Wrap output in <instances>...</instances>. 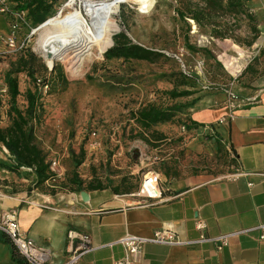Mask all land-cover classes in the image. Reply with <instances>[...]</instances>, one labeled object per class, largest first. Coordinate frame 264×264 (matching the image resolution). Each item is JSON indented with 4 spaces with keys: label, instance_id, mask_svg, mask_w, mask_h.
I'll return each mask as SVG.
<instances>
[{
    "label": "crops",
    "instance_id": "obj_1",
    "mask_svg": "<svg viewBox=\"0 0 264 264\" xmlns=\"http://www.w3.org/2000/svg\"><path fill=\"white\" fill-rule=\"evenodd\" d=\"M247 4L259 22L260 35L256 45L264 48V0H249ZM8 32L7 23L0 26V33L5 35ZM233 46V50H240L237 44L233 43ZM238 59L233 56L223 60L225 69H229L232 75ZM194 72L199 76L197 70ZM204 79L206 76L198 80L204 84ZM234 89L241 96H258L234 109L232 120L216 124V120L228 112L225 95L220 89L202 93L186 112L188 120L197 125L187 126L191 137L185 146L178 147L206 152L208 144L202 135L211 137L213 134L229 158L227 147L232 151L236 169L264 171V75L249 85L235 78ZM131 122L128 126H132L133 132L141 130L134 119ZM206 124L214 127L212 133L203 131ZM158 127L157 124L153 126ZM165 127L161 125L159 128ZM147 138L144 143L150 152H161L163 145L166 150V144L169 149L180 141L178 136L177 141H171L172 144L165 141H170L169 137L155 140L147 135ZM110 140L121 141L118 137H110ZM162 141L165 143L160 144ZM166 160L162 158L159 164L161 196L158 200L130 195L138 189L143 171L135 168L136 163L126 165L118 161V170L97 175L102 183L111 181L100 188L88 187L94 175L87 171L80 175L85 186L80 190L55 189L54 192H36L35 195L24 189L12 194L0 190V211L16 212L20 229L36 244L51 251V264H61L69 249L76 244L77 240L69 243L68 230L86 233L91 239L92 248L82 254L77 264H111L124 255V248L119 243H108L126 233L149 236L154 230L165 228L182 239L194 240L201 233L216 236L264 222V177L249 174L228 178L227 174L234 171L230 163H227L225 172L217 173L206 165L175 164ZM122 178L132 180V189L122 190ZM115 186L119 187L118 192L114 191ZM81 190L87 193L88 200L81 199ZM197 219L205 222L204 229L195 227ZM258 235L256 229L233 234L219 249L213 240L186 245L145 243L132 264H264V240ZM10 262L9 244L0 240V264Z\"/></svg>",
    "mask_w": 264,
    "mask_h": 264
},
{
    "label": "rangeland",
    "instance_id": "obj_2",
    "mask_svg": "<svg viewBox=\"0 0 264 264\" xmlns=\"http://www.w3.org/2000/svg\"><path fill=\"white\" fill-rule=\"evenodd\" d=\"M175 4L176 0H149L148 3L146 0H120L114 16L118 30L112 36L123 31L131 42L159 52L161 56L152 61L108 60L103 56L104 51L101 57L93 59L92 62H88L89 64L86 63V68L84 67L80 75L75 78L70 76L65 65L60 61H55L50 66L45 63L35 49L37 33L33 29L36 26H31L28 21L16 33V40L19 43L23 42L21 49L13 51L5 43L0 42V87L1 84L3 85L4 71L20 53L26 55L28 52L33 53L34 59L29 67L33 70L34 77L37 81L42 78L48 81L47 87L40 88L41 114L35 124V133L38 137H36L37 142L48 154L49 159L59 161L63 170L59 179L70 173L72 169L70 152L77 153L80 147L85 151V155L82 162L84 164L81 163L77 167L79 175L87 171L93 175H100L105 171L113 173L118 170L116 168L118 161L126 165L136 163L135 168L143 172L147 169L144 165L149 163L151 170L158 171L162 158H167V162L175 164L177 162L201 164L211 167L214 172H225L227 161L223 155V148L216 144L213 134L211 137L202 135L203 140L208 144L206 152L197 153L191 148L184 149L185 147L181 150L175 143H171L172 140L177 141L178 127L182 123L180 120L174 119L177 121L157 124V127L166 126L161 130L159 127L154 129L163 133L161 139L169 137L170 141H165L170 142L172 146L168 149L166 144L164 150L165 145H163L160 147L163 149L161 152L147 151L149 158L142 163H139L138 155L139 149H144L142 146L144 140L130 137L129 129L132 126L128 125L132 122L129 111L149 101L160 102L159 93L173 87V78L170 75L177 71L189 75H196L195 70L199 73L192 83L194 94L175 99L182 103L198 99L206 91L214 92L220 82L226 84L234 75L238 80L248 83L256 82L264 75V48L256 45V40L251 46H247L229 38H214L208 34V29L197 27L194 30L196 25L188 19L187 43L194 47L206 48L210 54L187 49L183 35L185 26L175 16L173 10ZM65 16L67 14H64ZM9 19L6 15L5 17L0 15V26L8 24ZM258 24L257 20L260 35ZM238 33L242 39L250 37L246 20L241 21ZM233 43L240 46L239 51L233 50ZM111 44L110 42L106 48ZM233 56L240 58L234 63L236 65L234 75L230 74L229 69H225L223 64L224 58L231 59ZM247 64H252L253 71L249 70L240 75ZM198 65L201 68H198ZM205 76L207 82L204 79V84H201L198 79ZM17 80L21 92L17 103L24 106L22 97L24 91L34 87L25 71L17 74ZM7 98V91L0 96L2 126L7 124L4 113L7 108ZM92 131H96V135L92 136ZM117 131L118 136H115ZM109 136L112 139L118 137L121 141L110 140ZM164 143L162 141L160 144ZM7 163H10L8 152L0 145L1 191L12 194L24 189L28 194L35 195L36 192L49 193L54 189V184L50 181L34 185L32 171L23 168L12 171L4 168L3 164Z\"/></svg>",
    "mask_w": 264,
    "mask_h": 264
},
{
    "label": "trees",
    "instance_id": "obj_3",
    "mask_svg": "<svg viewBox=\"0 0 264 264\" xmlns=\"http://www.w3.org/2000/svg\"><path fill=\"white\" fill-rule=\"evenodd\" d=\"M63 1L10 0L11 6L18 10H24L26 12V20L31 26L36 27L44 20L46 21L57 15ZM148 1L146 0L147 3ZM247 1L249 0H176L173 10L177 19L185 26L183 35L186 48L191 51H204L206 54H210L206 48L194 47L187 43L186 38L189 33L188 19L193 20L195 23L192 22L197 27L208 29V34L214 38H229L238 44L251 46L259 35L257 29L258 19L250 12ZM243 20H246L248 32L250 33V37L247 39H242L238 33ZM110 42L112 43L111 46L103 50V52L105 51L104 54L102 52L105 59L108 60L152 61L161 56L159 52L131 42L123 31L115 33L111 37ZM33 59L34 55L31 52H28L27 55L20 53L14 61H11L8 69L2 75V83L6 86L8 98L7 108L4 111L7 124L4 126L0 125V145L7 150L10 160V163L3 164V166L12 171L22 167L30 168L34 175L33 184L37 186L45 182H53L54 189H51V192H54L55 189L80 190L85 187L82 185L83 181L77 172V167L84 160L85 151L82 147L77 153L74 151L70 152L72 169L70 173L64 175L63 179H59L50 169L48 154L36 140L35 124L39 121L41 114L40 88L47 87L48 81L45 78L37 81V78L34 77L33 70L29 67ZM251 67L252 64H247L240 75L252 70ZM24 71L27 77L32 80L34 88H28L24 91L22 97L25 105L20 106L17 103V98L21 94L18 87L17 74ZM170 76L173 78V87L159 93L160 102L149 101L129 111L130 118H133L141 129L133 132L132 128H130V137L148 140V135L151 139L158 140L161 138V133L156 131L153 126L174 119L180 120L188 127L197 125L195 121L188 120L186 115L188 108L195 99H192L189 103L175 100L194 94L192 83L197 76L195 74H184L182 71H177ZM243 83L244 85H249L248 82L243 81ZM223 84L220 82L216 89H219ZM178 87L182 88L179 89ZM164 101L165 103H163ZM216 144L223 148V155L227 163L235 165V158L232 156L229 158L226 155L227 151L218 140H216ZM121 182L122 190L132 189L131 179L122 178ZM110 183L111 181L109 180L106 183H102L97 175H94L87 185L88 187L100 188ZM118 190L119 187L115 186L114 191L118 192ZM0 240L9 244L11 262L8 264H30L3 232H0Z\"/></svg>",
    "mask_w": 264,
    "mask_h": 264
},
{
    "label": "built area",
    "instance_id": "obj_4",
    "mask_svg": "<svg viewBox=\"0 0 264 264\" xmlns=\"http://www.w3.org/2000/svg\"><path fill=\"white\" fill-rule=\"evenodd\" d=\"M0 14L8 16L9 22V32L7 34L0 33V42L5 43L10 50L17 51L23 46V42L19 43L16 40V33L18 30L25 24L26 12L24 10H18L11 6L10 0H0ZM190 71V70H189ZM236 75L226 84H223L219 89L224 93L225 99L224 102L228 107V112L220 116L216 120V124H222L226 121H230L234 118V109L241 106L244 103H249L252 100H255L256 96H241L234 89ZM6 93V86L1 84L0 87V96ZM131 121L133 119H130ZM203 131L207 133H212L214 127L210 124H206L202 127ZM114 133V132H113ZM91 135H96V131H92ZM178 137L180 138L178 146H185L189 137H191L190 131L187 128L185 123H181L178 127ZM142 143V142H141ZM144 149H139L138 160L139 163H142L143 160L148 159L147 151L149 148L145 143L142 144ZM228 152L233 157L232 151L227 147ZM50 169L55 174L56 177H60L63 173L62 167L59 164V161L56 159H50ZM143 167V165H142ZM146 171L143 172L141 181L139 183L138 189L130 193L132 196H138L146 199H160L161 189L159 186L160 183V173L155 170H151L149 163L144 165ZM236 165L232 164L231 168L234 171L230 174H227L228 178H235L243 175H259L264 177V171H244L238 170L235 168ZM26 170H31L28 167H22ZM48 206V205H47ZM206 226L205 222L202 219H197L195 221V227L199 230L204 229ZM259 231V239L264 240V222L258 223L248 228L238 229L233 232L223 233L216 236H206L203 233L199 235L197 239H182L178 237L170 229H156L149 236H142L137 234L126 233L121 237L115 239L114 241L109 242L111 245L113 243H119L124 248V255L116 260H113L111 264H132L136 256L139 254L141 247L145 243H159L165 245H186L198 241H207L213 240L217 243V248L228 243V238L233 234L245 233L250 230ZM0 232H3L15 245L17 250L25 257V259L30 264H51V251L41 245L36 244L30 237H28L19 227L16 212L13 210L0 211ZM67 239L69 243H72L74 240H77L76 244L69 249L68 254L65 260L61 264H77L80 257L83 253L92 248L90 236L86 233L78 232L75 230L67 231Z\"/></svg>",
    "mask_w": 264,
    "mask_h": 264
},
{
    "label": "bare ground",
    "instance_id": "obj_5",
    "mask_svg": "<svg viewBox=\"0 0 264 264\" xmlns=\"http://www.w3.org/2000/svg\"><path fill=\"white\" fill-rule=\"evenodd\" d=\"M119 1L66 0L57 15L33 29L35 49L48 66L60 61L71 77H77L86 63L102 56L118 30L114 16Z\"/></svg>",
    "mask_w": 264,
    "mask_h": 264
},
{
    "label": "water",
    "instance_id": "obj_6",
    "mask_svg": "<svg viewBox=\"0 0 264 264\" xmlns=\"http://www.w3.org/2000/svg\"><path fill=\"white\" fill-rule=\"evenodd\" d=\"M45 21V20H44ZM43 21V22H44ZM42 22V23H43ZM40 25V24H39ZM80 195H81V199L83 200V201H86V200H88V195H87V193L84 191V190H81L80 191Z\"/></svg>",
    "mask_w": 264,
    "mask_h": 264
}]
</instances>
